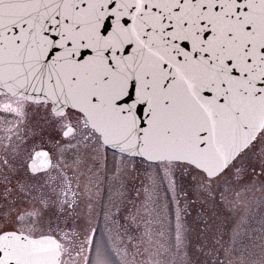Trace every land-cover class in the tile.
<instances>
[{
	"label": "snow or ice",
	"instance_id": "1",
	"mask_svg": "<svg viewBox=\"0 0 264 264\" xmlns=\"http://www.w3.org/2000/svg\"><path fill=\"white\" fill-rule=\"evenodd\" d=\"M0 264H264V0H0Z\"/></svg>",
	"mask_w": 264,
	"mask_h": 264
},
{
	"label": "rangeland",
	"instance_id": "2",
	"mask_svg": "<svg viewBox=\"0 0 264 264\" xmlns=\"http://www.w3.org/2000/svg\"><path fill=\"white\" fill-rule=\"evenodd\" d=\"M4 120V117L3 116H0V121L2 122Z\"/></svg>",
	"mask_w": 264,
	"mask_h": 264
},
{
	"label": "flooded vegetation",
	"instance_id": "3",
	"mask_svg": "<svg viewBox=\"0 0 264 264\" xmlns=\"http://www.w3.org/2000/svg\"><path fill=\"white\" fill-rule=\"evenodd\" d=\"M0 127H3L2 122L0 121Z\"/></svg>",
	"mask_w": 264,
	"mask_h": 264
}]
</instances>
